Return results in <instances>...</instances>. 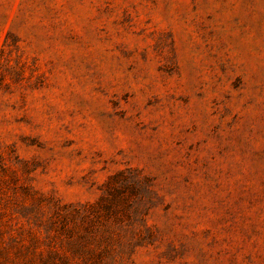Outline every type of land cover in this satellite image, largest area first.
Segmentation results:
<instances>
[{
	"label": "rangeland",
	"instance_id": "374dc122",
	"mask_svg": "<svg viewBox=\"0 0 264 264\" xmlns=\"http://www.w3.org/2000/svg\"><path fill=\"white\" fill-rule=\"evenodd\" d=\"M0 264H264V0H0Z\"/></svg>",
	"mask_w": 264,
	"mask_h": 264
}]
</instances>
